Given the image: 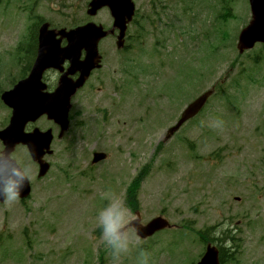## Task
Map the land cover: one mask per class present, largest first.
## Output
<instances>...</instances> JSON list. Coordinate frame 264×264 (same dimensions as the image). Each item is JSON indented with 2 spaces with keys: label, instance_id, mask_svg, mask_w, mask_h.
<instances>
[{
  "label": "rangeland",
  "instance_id": "1",
  "mask_svg": "<svg viewBox=\"0 0 264 264\" xmlns=\"http://www.w3.org/2000/svg\"><path fill=\"white\" fill-rule=\"evenodd\" d=\"M221 1L209 2L214 14L209 15L214 41L227 27L226 23L215 21L222 11ZM240 1L225 0L231 3V15L236 14L229 17L228 28L221 32L225 39L215 43L207 41L204 45L206 57L203 55L196 66L188 59L181 67L188 86L181 74L177 71L175 75L174 67L168 66L158 79L152 81L155 92L171 78L170 85L176 82L168 93L169 97L157 103L154 114L153 101L140 99L137 93L135 98V91L128 84L131 78L126 74L132 68L131 65L124 67V64L131 60L139 69L146 67L154 59L151 52L157 40L177 47L176 51L167 47L166 53L175 52L180 57L187 44H193L192 35L196 34L190 30L200 28L196 26L197 19L205 14L200 0H187L185 16L179 8L170 14L168 21L173 31L159 36L150 32L149 36H144L143 41L148 45L144 50H139L134 41L128 42L132 56L119 57L115 53V44L107 42L104 48L110 56L105 61L103 92L88 89L93 97L78 108L85 114L74 119L78 104L74 107L73 116L71 113L73 125L63 142L57 139L58 129L46 119L30 126L31 130L53 128L55 153L50 161L55 167L42 182L36 181L35 174L32 181L36 191L29 203L32 212L25 211L14 201L0 206V230H4L7 237L11 236L15 244L10 241L6 244V251L15 259L4 256L5 250L2 249L0 264H21L16 259L21 258L19 252L26 254V264H58V255L67 254L68 246L73 247V239L77 242L75 251L64 261L66 264H84L95 255V264H100L97 256L101 247L105 251L103 264H172L170 254L180 264H195L200 253H204V247L200 246L198 250L194 244H180L188 235L181 232L159 236L149 243L151 251L140 248L143 244L132 234L126 250H118L103 238L100 213L112 197H118L127 207V189L147 166L151 169L139 192L145 222L163 215L175 225L191 227L196 232L215 227L212 233L215 238L226 229L236 230L241 240L238 258L235 257L237 264H264V59L257 63L250 59L259 55L261 48L243 56L236 49L237 35L248 22L246 15L249 19L247 4ZM0 2L6 4L7 0ZM17 5L22 7L21 0H17ZM206 7L209 10V5ZM19 22L17 15L0 6V86L5 90L11 88V82L14 84L13 80L24 68L25 61L18 66L14 62L16 57L13 58L23 40V23L19 25ZM217 25L218 33L215 30ZM200 29L204 30L203 27ZM136 31L132 27L130 35L134 36ZM182 31H189V34L179 35ZM162 32L161 29L158 34ZM213 46L218 51L215 55ZM21 55L23 59L24 55ZM164 63L168 65L169 61ZM100 75L103 77V72ZM144 80L145 77L141 83ZM114 81L117 86L123 83L125 94L110 93L114 91ZM215 86L223 93L210 101L199 120L185 128L186 138L177 135L181 138L179 142L175 137L165 143L167 131L177 122L185 107ZM139 101L147 102L140 110ZM121 102L124 104L113 106ZM147 112L148 119L144 114ZM134 114H139L137 118L141 116L138 121H144L143 124H154L144 129V135H147L143 136V146L138 125L130 123ZM9 115L0 98V129L8 125ZM184 139L188 142L181 143ZM3 149L0 143V154ZM25 151L15 154L14 158L32 177L36 169ZM94 151L108 154L109 160L91 167ZM196 156L200 160L195 161ZM133 219L129 210V221ZM59 223L60 226H56L58 231L70 225L74 236L71 231L59 237L60 232L52 233L49 227ZM27 237L31 239V246L25 252L23 245ZM191 238L193 242L195 235ZM84 246L86 248L81 249ZM229 262L226 264L233 263Z\"/></svg>",
  "mask_w": 264,
  "mask_h": 264
},
{
  "label": "water",
  "instance_id": "2",
  "mask_svg": "<svg viewBox=\"0 0 264 264\" xmlns=\"http://www.w3.org/2000/svg\"><path fill=\"white\" fill-rule=\"evenodd\" d=\"M255 21L252 26L245 31L240 39V49L243 46H249L256 41H264V8L254 7ZM105 36V35H104ZM79 38H91L90 32L81 33ZM101 37H97L94 44H78L73 43L68 49L61 51L59 47L54 51L53 56H45L43 49L46 44H41V50L36 64L29 79L21 82L15 89L6 93L4 101L7 105L14 109L11 126L8 130L0 133V140L4 142L6 147L4 157L0 159V188L5 185H18L19 190L23 193H29V184L25 179L22 171L17 167L16 163L10 159L16 146L23 144L28 146L30 154L36 162L42 165V158L46 150L49 151L52 143V133L40 134L38 131L33 134H25V125L28 122H35L43 115H48L50 120H54L63 130L68 127V112L71 108V98L77 90L81 88L91 71L98 67L99 56L97 52L98 42ZM82 48L87 49L88 55L84 63H78L79 52ZM242 51V49H241ZM65 59L72 62L73 68L81 73V78L76 83L71 81H62L59 89L54 94L44 93L46 87L42 84V76L46 69L60 66ZM77 59V62H75ZM205 95L196 101L185 112L182 122L190 116L198 112L205 104L208 96ZM181 122V124H182ZM177 130V128L175 129ZM104 159L105 156H97ZM47 167L41 172L44 176ZM3 198V197H2ZM166 223L161 220H155L147 229L155 231L162 228ZM200 264H219L218 254L215 250H209L202 263Z\"/></svg>",
  "mask_w": 264,
  "mask_h": 264
},
{
  "label": "clouds",
  "instance_id": "3",
  "mask_svg": "<svg viewBox=\"0 0 264 264\" xmlns=\"http://www.w3.org/2000/svg\"><path fill=\"white\" fill-rule=\"evenodd\" d=\"M19 198L15 185L5 189V201L12 202ZM109 205L100 213V222L103 226V238L118 250H126L129 244L131 229L129 226V209L118 197H112Z\"/></svg>",
  "mask_w": 264,
  "mask_h": 264
},
{
  "label": "flooded vegetation",
  "instance_id": "4",
  "mask_svg": "<svg viewBox=\"0 0 264 264\" xmlns=\"http://www.w3.org/2000/svg\"><path fill=\"white\" fill-rule=\"evenodd\" d=\"M92 0H40L39 6L51 7L61 9L62 14L59 18L66 25L65 28L73 30L81 26H85L88 23H95L97 25L104 26L109 19L110 24L113 25L114 21L111 17L110 11L107 8L101 9L95 17L88 15V10ZM103 2V0H101ZM38 5V2H35ZM108 14L110 15L108 18ZM38 25L41 27L47 21L38 17ZM51 29H58L54 22H49ZM31 46H37L38 37L31 40ZM63 45L67 44L66 40H63Z\"/></svg>",
  "mask_w": 264,
  "mask_h": 264
},
{
  "label": "trees",
  "instance_id": "5",
  "mask_svg": "<svg viewBox=\"0 0 264 264\" xmlns=\"http://www.w3.org/2000/svg\"><path fill=\"white\" fill-rule=\"evenodd\" d=\"M131 192L129 191V194H130ZM129 202H130V204L132 205V206H134L135 204H136V198H135V196L133 195V194H130L129 195Z\"/></svg>",
  "mask_w": 264,
  "mask_h": 264
}]
</instances>
